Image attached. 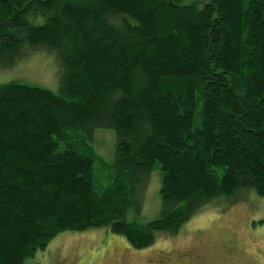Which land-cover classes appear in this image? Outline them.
I'll return each mask as SVG.
<instances>
[{
  "label": "trees",
  "instance_id": "trees-1",
  "mask_svg": "<svg viewBox=\"0 0 264 264\" xmlns=\"http://www.w3.org/2000/svg\"><path fill=\"white\" fill-rule=\"evenodd\" d=\"M0 0V67L54 55L58 91L0 85V264L65 232L137 251L215 200L264 197V0ZM116 132L97 190L95 130ZM161 216L140 224L151 172Z\"/></svg>",
  "mask_w": 264,
  "mask_h": 264
},
{
  "label": "rangeland",
  "instance_id": "rangeland-1",
  "mask_svg": "<svg viewBox=\"0 0 264 264\" xmlns=\"http://www.w3.org/2000/svg\"><path fill=\"white\" fill-rule=\"evenodd\" d=\"M210 1L183 0L179 5L202 7ZM57 70L54 55L37 51L12 68L0 67V85L17 82L57 92ZM93 146L105 162L96 166L100 190L110 185L116 132L97 128ZM162 177L159 167L151 172L142 209L131 208L130 221L146 224L161 216ZM26 264H264V197L248 192L234 203L215 200L192 217L177 236L158 235L153 246L141 251L109 229L65 232Z\"/></svg>",
  "mask_w": 264,
  "mask_h": 264
}]
</instances>
